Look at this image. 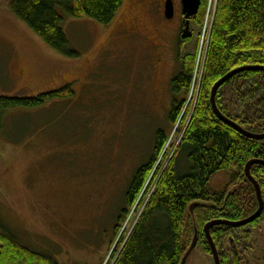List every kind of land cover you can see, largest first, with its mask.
Here are the masks:
<instances>
[{"label":"rangeland","instance_id":"1","mask_svg":"<svg viewBox=\"0 0 264 264\" xmlns=\"http://www.w3.org/2000/svg\"><path fill=\"white\" fill-rule=\"evenodd\" d=\"M10 1L0 0V94L30 97L70 84L77 97L4 113L0 217L24 245L51 251L60 264H112L157 183L116 236L117 202L173 104L181 11L165 22L155 1L125 0L109 25L65 15L63 28L80 53L69 59L14 16ZM207 1L203 25L192 21L193 36L182 49L196 57L185 125L169 128L161 167L173 158L198 102L218 3ZM253 228L263 248V232ZM186 264H214V258L201 244Z\"/></svg>","mask_w":264,"mask_h":264},{"label":"trees","instance_id":"2","mask_svg":"<svg viewBox=\"0 0 264 264\" xmlns=\"http://www.w3.org/2000/svg\"><path fill=\"white\" fill-rule=\"evenodd\" d=\"M124 1L11 0L8 6L48 46L72 59L80 53L70 45L63 28L64 16L109 25ZM217 1L198 102L173 158L161 167L169 128L185 125L188 112L183 111L194 84L195 53H182L189 39L179 37L181 71L171 83L173 104L163 124L154 130L144 160L134 169L117 202L113 214L116 236L139 199L157 183L130 237L121 250L116 247L113 251L112 264H181L196 233L197 248L202 244L212 255L205 233L211 221H243L258 210L256 187L246 176V168L253 160L264 161V139L249 138L223 122L213 110L211 93L228 73L264 66V0ZM207 4L202 0L192 20L199 26L203 25ZM219 89L216 100L222 114L251 134H263L264 71H240ZM76 97L70 84L37 96L0 94V133L6 132L3 115L8 111L41 109L54 101L67 104ZM250 172L261 186L264 202V165L254 163ZM193 204L197 205L191 211ZM256 226L264 235V212L243 227L222 224L211 228L221 264H264V247L255 242ZM0 243V264H60L51 251L24 245L1 217Z\"/></svg>","mask_w":264,"mask_h":264},{"label":"water","instance_id":"3","mask_svg":"<svg viewBox=\"0 0 264 264\" xmlns=\"http://www.w3.org/2000/svg\"><path fill=\"white\" fill-rule=\"evenodd\" d=\"M182 4H183V13H184V24H185V28L183 30V37L184 39H189L191 38L193 35V31L191 30V21L193 18H195L198 15V11L202 5V0H181ZM166 10H165V14H167V17L170 19L174 16V3L172 2V0H167L166 2ZM244 70H257V71H264V66H249V67H244V68H240L238 70L232 71L230 73H228L226 76H224L223 78H221L220 80H218L216 82V84L213 86L212 88V93H211V100H212V107L213 110L216 112V114L221 118V120L225 123H227L228 125H231L233 128H235L238 132L246 135L249 138H254L257 140H263L264 139V133L263 134H255V133H250L247 132L246 130H244L241 126L237 125L234 121H231L230 119L228 120L223 114L222 112L219 110L218 106H217V100H216V96L218 91L220 90L219 88L222 87L224 84L227 83V81H229L234 75L238 74V72L240 71H244ZM261 164L264 165V161L262 160H253L252 162H249L246 168V176H248L249 180L252 182L253 186L256 187V191H257V197L259 198V207L258 210L255 212V214L249 216L248 218H245L243 221H238V222H231V221H227V220H213L211 221V223H209L206 227H205V233H206V237L208 240V244H210L211 247V254L213 255L214 258V264H221L220 262V254L218 253V249L216 244L214 243V240L211 236L210 230L213 226L216 225H228L231 227H243L245 225L248 224H252L256 221V219H258L261 214L264 212V202H263V197H262V190H261V186H259L257 180L254 178V176H251V167L253 166V164ZM197 204H193L191 206V211L193 210V208L196 206ZM198 233H196L190 249L188 250V252L185 254V257L183 258L181 264H186L187 261L190 259L191 254L196 250L197 246H198Z\"/></svg>","mask_w":264,"mask_h":264},{"label":"flooded vegetation","instance_id":"4","mask_svg":"<svg viewBox=\"0 0 264 264\" xmlns=\"http://www.w3.org/2000/svg\"><path fill=\"white\" fill-rule=\"evenodd\" d=\"M153 1H155V3L157 4L159 13L162 14V19L165 22H170V20H174L177 17V15H179L178 12L181 11V14L179 15V18H178L179 19V25H180L179 27L181 30V32H180V36H181L183 33V30L185 28L184 13L182 11L183 10V4H182L181 0H172V2L174 3V16L170 19L167 17V14H165L167 0H153ZM191 23H192V21H191ZM231 243L233 244V248H234L233 240L231 241Z\"/></svg>","mask_w":264,"mask_h":264},{"label":"bare ground","instance_id":"5","mask_svg":"<svg viewBox=\"0 0 264 264\" xmlns=\"http://www.w3.org/2000/svg\"><path fill=\"white\" fill-rule=\"evenodd\" d=\"M208 22V21H207Z\"/></svg>","mask_w":264,"mask_h":264}]
</instances>
